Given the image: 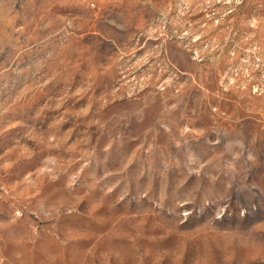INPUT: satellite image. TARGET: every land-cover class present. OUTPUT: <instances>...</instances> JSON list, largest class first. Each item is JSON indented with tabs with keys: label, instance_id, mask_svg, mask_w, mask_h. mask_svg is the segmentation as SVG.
I'll list each match as a JSON object with an SVG mask.
<instances>
[{
	"label": "rangeland",
	"instance_id": "1",
	"mask_svg": "<svg viewBox=\"0 0 264 264\" xmlns=\"http://www.w3.org/2000/svg\"><path fill=\"white\" fill-rule=\"evenodd\" d=\"M0 264H264V0H0Z\"/></svg>",
	"mask_w": 264,
	"mask_h": 264
},
{
	"label": "built area",
	"instance_id": "2",
	"mask_svg": "<svg viewBox=\"0 0 264 264\" xmlns=\"http://www.w3.org/2000/svg\"><path fill=\"white\" fill-rule=\"evenodd\" d=\"M129 70V69H128ZM135 72L133 71L131 74L132 78L128 79V81H126V84H129V92L127 93L128 97H131L134 95V92L138 89V91H142L146 88H148L150 86V82L152 81V75L149 76H144V78H142V80H136V76L134 74ZM126 75V74H125ZM123 75V79L126 78V76ZM131 76V75H130ZM168 80L170 79H164L160 82L159 84V88H162V90H164L166 88V84L168 83Z\"/></svg>",
	"mask_w": 264,
	"mask_h": 264
}]
</instances>
